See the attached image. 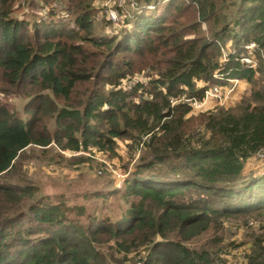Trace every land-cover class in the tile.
I'll return each instance as SVG.
<instances>
[{
	"label": "trees",
	"instance_id": "trees-1",
	"mask_svg": "<svg viewBox=\"0 0 264 264\" xmlns=\"http://www.w3.org/2000/svg\"><path fill=\"white\" fill-rule=\"evenodd\" d=\"M94 1L0 0V91L30 98L27 117L0 104V264H132L141 248L140 264H226L188 241L264 215V174L245 171L264 152V0H138L113 32ZM140 64L153 74L125 89ZM231 79L253 99L192 114L189 100ZM118 139L140 162L95 198L122 214L82 221L84 206L27 181L30 147L114 154ZM244 264H264V239Z\"/></svg>",
	"mask_w": 264,
	"mask_h": 264
},
{
	"label": "rangeland",
	"instance_id": "rangeland-1",
	"mask_svg": "<svg viewBox=\"0 0 264 264\" xmlns=\"http://www.w3.org/2000/svg\"><path fill=\"white\" fill-rule=\"evenodd\" d=\"M94 6L97 8L95 20L99 21L100 25H104L102 17L107 21L109 19L106 11L108 8L117 11L118 19L116 22L111 20L114 25L111 23L110 27L107 26V32L120 29L125 25L124 21L130 17L133 10L141 9L138 0H95ZM250 48L254 49L255 45ZM137 60L141 61V59ZM244 61L253 63L251 58H246ZM150 74H153V71L148 68L141 70L140 64L135 75L126 79L123 86L127 89L136 82L145 81L149 79ZM2 87L3 84L0 85V88ZM8 89L7 92L0 91V104L17 109L23 116L30 115L26 112L30 98L14 93L11 88ZM235 91V94L222 102L216 100L211 102L210 100L206 109H202L205 106L194 107L192 114L198 115L218 107L238 111L243 101L253 99L252 85L246 81ZM131 143L130 140L118 139L114 154L97 149L73 153L60 150L55 144L45 149L30 147L25 152L23 164L27 181L39 190L40 195H49L51 198L64 200L69 206H84L89 218L86 215L80 216L82 221H93V217L107 216L108 213L114 217V212L117 215L122 214L127 211L128 206L126 204L119 206L115 203L113 208L108 209L110 201L96 200L95 194L106 190L107 187L118 186L123 189L130 171L136 169L143 153L141 146L129 147ZM262 154L257 153L247 161L245 170L247 174L252 173L253 176L264 174ZM80 157H84V160L80 161ZM259 212L229 218L224 222L221 230L210 229L188 241V245L197 249L208 247L216 252L226 264H244L252 245L264 239V215ZM72 216L79 217L75 212ZM141 251V253H133L130 256L132 264H140V259L142 260L148 249L141 248Z\"/></svg>",
	"mask_w": 264,
	"mask_h": 264
},
{
	"label": "built area",
	"instance_id": "built-area-1",
	"mask_svg": "<svg viewBox=\"0 0 264 264\" xmlns=\"http://www.w3.org/2000/svg\"><path fill=\"white\" fill-rule=\"evenodd\" d=\"M107 17L112 20L113 22H116V20L118 19L117 17V11L111 9V8H108L107 10ZM252 45L248 46L249 48L251 47ZM214 77L217 78V79H221V80H226L224 78V75L223 74H219V73H216L214 74ZM231 87L229 89H227V92H225L226 94L223 95L222 94V89L221 87H219L218 85H215L211 88H209L208 90H206L205 92V97L202 101H198V100H189L190 102H192L193 106L194 107H203L205 106L210 100H216V101H224L226 100L229 95L236 89L239 81L238 79H231ZM259 153H263L262 156L264 158V152H259Z\"/></svg>",
	"mask_w": 264,
	"mask_h": 264
}]
</instances>
